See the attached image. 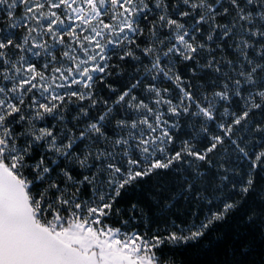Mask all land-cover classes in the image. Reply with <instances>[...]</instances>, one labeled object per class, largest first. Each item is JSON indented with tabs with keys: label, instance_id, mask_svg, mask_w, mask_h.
I'll list each match as a JSON object with an SVG mask.
<instances>
[{
	"label": "snow or ice",
	"instance_id": "6c2138e0",
	"mask_svg": "<svg viewBox=\"0 0 264 264\" xmlns=\"http://www.w3.org/2000/svg\"><path fill=\"white\" fill-rule=\"evenodd\" d=\"M0 264H264V0H0Z\"/></svg>",
	"mask_w": 264,
	"mask_h": 264
}]
</instances>
